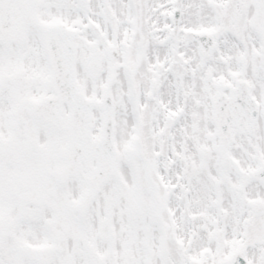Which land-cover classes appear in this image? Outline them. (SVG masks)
I'll return each mask as SVG.
<instances>
[{"label": "snow or ice", "instance_id": "6c2138e0", "mask_svg": "<svg viewBox=\"0 0 264 264\" xmlns=\"http://www.w3.org/2000/svg\"><path fill=\"white\" fill-rule=\"evenodd\" d=\"M0 264H264V0H0Z\"/></svg>", "mask_w": 264, "mask_h": 264}]
</instances>
